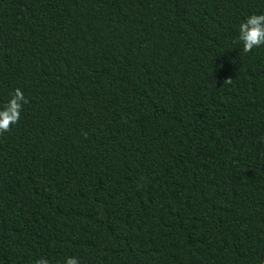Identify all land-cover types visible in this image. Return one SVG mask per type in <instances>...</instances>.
<instances>
[{"label": "trees", "instance_id": "16d2710c", "mask_svg": "<svg viewBox=\"0 0 264 264\" xmlns=\"http://www.w3.org/2000/svg\"><path fill=\"white\" fill-rule=\"evenodd\" d=\"M264 0H0V264H264Z\"/></svg>", "mask_w": 264, "mask_h": 264}, {"label": "clouds", "instance_id": "9594fccd", "mask_svg": "<svg viewBox=\"0 0 264 264\" xmlns=\"http://www.w3.org/2000/svg\"><path fill=\"white\" fill-rule=\"evenodd\" d=\"M237 40L243 52L248 53L253 48L264 45V13L248 15L240 24ZM27 99L20 89H14L6 104L0 106V132L9 130L20 117L22 106ZM36 264H48L46 259H39ZM64 264H80L77 257H66Z\"/></svg>", "mask_w": 264, "mask_h": 264}]
</instances>
